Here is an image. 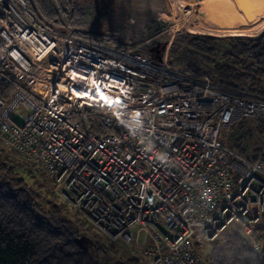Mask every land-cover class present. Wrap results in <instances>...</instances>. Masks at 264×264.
Segmentation results:
<instances>
[{
  "label": "built area",
  "instance_id": "1",
  "mask_svg": "<svg viewBox=\"0 0 264 264\" xmlns=\"http://www.w3.org/2000/svg\"><path fill=\"white\" fill-rule=\"evenodd\" d=\"M167 51L158 60L144 43L94 44L29 0H0V78L12 87L0 91V141L150 264H203L199 247L235 230L260 254L264 151L228 144L237 123L264 121V101L173 67ZM91 110L109 132L90 130Z\"/></svg>",
  "mask_w": 264,
  "mask_h": 264
},
{
  "label": "trees",
  "instance_id": "2",
  "mask_svg": "<svg viewBox=\"0 0 264 264\" xmlns=\"http://www.w3.org/2000/svg\"><path fill=\"white\" fill-rule=\"evenodd\" d=\"M29 2L34 6V1ZM58 27L94 44L113 40L112 35L73 31L64 22ZM179 38L185 41L186 47L179 44L172 47L170 58L174 67L198 75L207 74L210 65L195 59L194 51L211 53L217 56L213 64L215 77H212L216 86L236 91L244 85L250 96L264 100V31L253 38L228 37L226 42L209 36L182 34ZM224 46L226 49L222 51ZM3 89L11 91L12 87L0 78V91ZM87 121L93 133L111 130L95 110L88 112ZM255 127L264 139V121H256ZM256 150L255 147L254 157L260 149ZM3 154L0 148V264H101L94 251L77 243L78 229L63 215L66 209L54 198H49L51 209H45L44 203L38 201L42 194L25 183L16 160ZM207 245L202 254L203 264H264V249L260 254L252 251L237 230ZM97 248L104 249L103 246ZM104 264L140 263L132 257L121 256L113 263Z\"/></svg>",
  "mask_w": 264,
  "mask_h": 264
},
{
  "label": "rangeland",
  "instance_id": "3",
  "mask_svg": "<svg viewBox=\"0 0 264 264\" xmlns=\"http://www.w3.org/2000/svg\"><path fill=\"white\" fill-rule=\"evenodd\" d=\"M31 1L32 3L34 1L33 4L35 7H33L36 8L40 14L45 16L47 21L56 29L59 28L58 26L60 23L64 22V25L73 31L81 33L90 32L98 35H112L113 40L105 41H111L118 45L144 43V46L149 49L152 48L153 45L165 46V48L167 47L168 49L169 58L171 55L170 51L175 44L186 47L185 41L179 38V35L182 34L187 37L209 36L216 38L217 41L226 42L228 37L231 39L253 38L264 31L263 27L252 33L230 34L192 28L186 23L187 21H191V14H188L190 12L188 6L190 5L184 8V13H181V10L177 12L176 9L178 6H175L174 0ZM52 18L60 19V23L57 21L55 22ZM91 42L95 43L93 41ZM224 49H226L225 46L222 48V51ZM194 54L196 55L195 59H200L203 65L205 61L210 65L209 73L199 75L196 73V75H208L210 78L213 76L215 77L213 64L216 62L217 56L202 51L199 53L198 51H194ZM238 90L242 93L241 95L252 97L248 94L246 86L241 85ZM256 121L258 120L248 118L234 125L229 130L231 143L228 145L243 155H246L244 151L247 149H249V152L253 155L255 147L257 150L260 149L257 154L264 151V139L256 132ZM237 144H240V146L237 147ZM0 148L4 150V156L16 160L15 162L19 164L20 167L18 166V169H20L25 183L30 185L31 188L35 187L37 191L42 194L41 199L39 198L38 201L44 203L45 209H51L52 203L49 202V198L56 199L57 203L66 209V212L63 214L62 211V214L77 226L78 232L76 233V237L85 235L91 240L92 244H87V246L96 253L99 263H113L121 256H128L136 259L140 264H150L143 256V246L138 245L134 241L127 243L119 239L112 240L111 238H107L82 216H79V214L69 209L67 203L63 202L53 191L51 174L39 163V161L35 158L21 157L16 152L6 148L2 142L0 143ZM97 243L98 246H103L104 249L99 250L97 248ZM207 244L208 243L199 247L202 254L207 250ZM259 244L264 246V237L259 238Z\"/></svg>",
  "mask_w": 264,
  "mask_h": 264
},
{
  "label": "bare ground",
  "instance_id": "4",
  "mask_svg": "<svg viewBox=\"0 0 264 264\" xmlns=\"http://www.w3.org/2000/svg\"><path fill=\"white\" fill-rule=\"evenodd\" d=\"M238 1L241 7L237 6ZM174 2L175 6H178L176 11L181 10V13L190 5L188 14H191V21L186 23L192 28L247 34L264 27V0H174Z\"/></svg>",
  "mask_w": 264,
  "mask_h": 264
},
{
  "label": "water",
  "instance_id": "5",
  "mask_svg": "<svg viewBox=\"0 0 264 264\" xmlns=\"http://www.w3.org/2000/svg\"><path fill=\"white\" fill-rule=\"evenodd\" d=\"M236 3H237V6L241 7V6H240L241 4H239V1L236 2ZM163 48H164V46H163ZM149 50H150L151 52H154V49H153V48H150ZM156 56H157L158 60H161V56H160V54H157ZM76 241H77V243H78L80 246H82V247H87V248H88L87 244H88V245H91V244H92V243H91V240H90L87 236H85V235H83V236H81V237H78V238L76 239Z\"/></svg>",
  "mask_w": 264,
  "mask_h": 264
},
{
  "label": "flooded vegetation",
  "instance_id": "6",
  "mask_svg": "<svg viewBox=\"0 0 264 264\" xmlns=\"http://www.w3.org/2000/svg\"><path fill=\"white\" fill-rule=\"evenodd\" d=\"M154 53L161 54L163 47L161 45H153Z\"/></svg>",
  "mask_w": 264,
  "mask_h": 264
}]
</instances>
